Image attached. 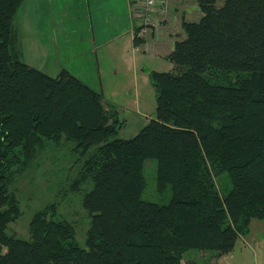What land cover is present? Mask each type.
I'll return each mask as SVG.
<instances>
[{"label":"trees","instance_id":"1","mask_svg":"<svg viewBox=\"0 0 264 264\" xmlns=\"http://www.w3.org/2000/svg\"><path fill=\"white\" fill-rule=\"evenodd\" d=\"M194 1L199 19L180 22L164 57L175 73L147 72L154 118L120 139L99 92L21 62L12 19L23 0H0V264H181L226 255L264 220V0ZM61 141L80 162L65 191L89 187L84 248L53 203L31 215L27 240L6 234L20 215L16 179ZM147 161L166 204L141 198Z\"/></svg>","mask_w":264,"mask_h":264},{"label":"rangeland","instance_id":"2","mask_svg":"<svg viewBox=\"0 0 264 264\" xmlns=\"http://www.w3.org/2000/svg\"><path fill=\"white\" fill-rule=\"evenodd\" d=\"M78 3L82 1L23 0L12 19L15 45L20 53L21 62L28 67L49 77H55L61 69H64L79 80L85 78L91 80L87 85L90 89L99 92L97 83L93 81L96 73L95 60L89 53V25L84 19H80L82 11L77 7ZM67 4L75 5L77 8L73 10L70 5L67 7ZM219 4L218 2L217 5ZM56 19L61 22L58 24ZM96 59V63L101 65L104 61L103 50L96 51ZM105 59L108 66L101 77L107 74L110 76L109 68L115 69L110 59ZM168 71L175 73L172 69ZM101 92L105 95L104 98H114V103L120 104L139 93L138 102L128 104L127 112L120 114L124 124L117 138L133 137L144 124L143 121L154 118V93L149 84L138 87V90L135 88L116 90L115 96L114 90L107 86ZM137 105L140 108L138 115L134 113ZM129 112L132 117L128 120ZM73 147L72 143L63 141L57 146L47 144L32 167L16 179L12 189L18 200L20 215L7 225L6 234L27 240V224L31 215L45 205L53 203L56 205V210L52 219L69 222L74 229L75 243L84 248L88 218L80 207V200L89 187L82 186L80 192L76 194L65 191L67 183L75 177L80 167L78 157L72 151ZM143 176L145 189L141 198L154 204H166L169 199L167 189L161 193L155 192L153 162L147 161L144 164ZM258 222L264 224V220ZM256 230L257 228L251 229L252 235L249 236L254 234L259 238L264 237V228H260L257 232ZM237 244L236 241L233 250H238ZM246 253L251 258L250 250L246 249ZM224 256L226 255L216 256L213 252H189L182 257L181 264H225Z\"/></svg>","mask_w":264,"mask_h":264},{"label":"crops","instance_id":"3","mask_svg":"<svg viewBox=\"0 0 264 264\" xmlns=\"http://www.w3.org/2000/svg\"><path fill=\"white\" fill-rule=\"evenodd\" d=\"M81 1L82 3H78L77 7L82 11L80 19H84L89 25V53L95 60L96 77L93 78V81L97 83L103 108H115L119 119H121L120 114L127 112V105L138 102L139 93L120 104L114 103V98H104L102 89L105 86L111 88L114 90L115 96L117 95L116 90H124L125 88L138 90V87L148 85L147 72L149 71L169 72L168 70L172 69V65L164 57L171 52L174 42L183 38L180 22H196L200 13L194 0H168L166 14L162 17L157 16L158 25L153 28L140 29L135 35L137 38L135 44L133 41V0ZM69 5L67 4V7ZM70 7L73 10L77 8L72 4ZM56 22L59 24L61 21L56 19ZM102 50L104 61L99 65L96 63V51ZM105 58L110 59L116 70L109 68L110 76L107 74L101 77L108 66ZM81 81L88 86L87 82L91 80L85 78ZM139 110L137 105L134 113L138 115ZM131 117L132 114L129 112L128 120ZM147 121H143V125ZM262 223L250 222L248 234L236 239L238 250L232 249L224 256L225 264H264V237L259 238L254 234L249 236L252 235L251 229L257 228L256 232L260 228L263 229L262 225L264 224ZM246 249L250 250L251 258L247 256ZM244 253L246 254L244 255Z\"/></svg>","mask_w":264,"mask_h":264},{"label":"built area","instance_id":"4","mask_svg":"<svg viewBox=\"0 0 264 264\" xmlns=\"http://www.w3.org/2000/svg\"><path fill=\"white\" fill-rule=\"evenodd\" d=\"M168 0H133V25L144 29L158 25L157 16H164L167 12Z\"/></svg>","mask_w":264,"mask_h":264}]
</instances>
